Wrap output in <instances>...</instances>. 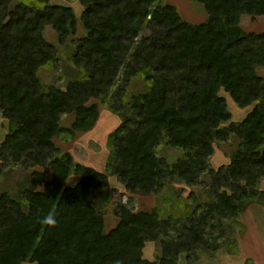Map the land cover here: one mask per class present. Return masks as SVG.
Instances as JSON below:
<instances>
[{"label": "trees", "instance_id": "16d2710c", "mask_svg": "<svg viewBox=\"0 0 264 264\" xmlns=\"http://www.w3.org/2000/svg\"><path fill=\"white\" fill-rule=\"evenodd\" d=\"M195 1L209 14L201 23L164 0H81L85 33L71 57L81 76L45 90L40 69L58 55L46 27L64 43L77 32V15L48 0H0V111L15 126L0 144V170L13 162L42 168L17 194H0V264H178L182 253L195 261L201 249L218 251L226 223L241 225L264 177V31L239 25L243 15L263 16L264 0ZM136 80L145 84L140 91L131 89ZM222 90L252 107L242 121L231 120ZM92 99L121 120L104 171L56 142L94 126ZM68 114L74 121L64 126ZM233 134L241 142L231 162L210 167L216 142ZM163 143L182 155L169 163L158 154ZM205 173L211 200L185 217L135 211L121 198L113 209L119 222L106 231L105 211L91 201L111 177L129 195L147 196L168 183L201 185ZM73 174L79 180L67 184ZM155 240L161 255L151 260L144 248Z\"/></svg>", "mask_w": 264, "mask_h": 264}, {"label": "rangeland", "instance_id": "374dc122", "mask_svg": "<svg viewBox=\"0 0 264 264\" xmlns=\"http://www.w3.org/2000/svg\"><path fill=\"white\" fill-rule=\"evenodd\" d=\"M29 3L38 2V0H24ZM53 4H62L71 6L78 18L77 32L71 35L64 43L59 42V37L55 30L48 25L45 30L46 38L53 42L58 48L56 61L46 67H42L39 76L43 82V88L47 90L51 86L66 89L68 83L81 76L82 71L78 69L72 62V55L76 44L80 37L85 33V27L82 22V12L84 6L81 0H48ZM165 3L177 6L182 18L192 23H201L208 18V12L205 5L195 0H164ZM17 3L14 2L13 6ZM239 27L243 32H263L264 31V15L252 16L243 15ZM258 72L264 77V67H259ZM145 84L142 80H136L131 89L140 91ZM227 99L229 110L232 113V121L239 122L244 119L252 107L241 108L231 98L229 93L221 91ZM97 103L99 116L94 127L85 132H78L77 136L71 141H64L62 138H56L66 151H71L76 160L84 164L89 162L97 164L99 168L104 169L111 150L108 146V137L111 131L116 129L120 124V118L111 112L108 107L98 99H92L89 104ZM115 120V121H113ZM74 121L71 114L63 117V125L70 126ZM107 122H109L107 124ZM14 124L5 118L0 111V144L6 134L14 129ZM240 138L236 134L224 142H216L215 152L209 159L210 167L218 169L222 165L231 162L232 156L240 145ZM88 147V148H87ZM84 148V149H83ZM158 154L167 159L169 163L175 162L181 155L182 151L168 146L163 143L158 147ZM94 151L96 153H94ZM99 152V153H98ZM92 153H94L92 155ZM42 170L41 167L26 169L21 163H8L0 170V194L10 192L17 194L19 190L25 188L29 184L31 173L33 170ZM75 174L71 175L67 184H75ZM77 177V176H76ZM203 184L188 186L184 183H168L164 190L147 196L129 195L124 186L120 185L116 177H113V186H109L103 190L95 192L91 196V201L97 208L105 211L106 231L115 226V218H117L113 209L119 199H132L131 206L135 211H151L155 207L160 209L162 217L174 215L176 217L188 216L195 208L202 211L203 206L210 202V176L205 173L202 176ZM119 183V184H118ZM41 189V187H39ZM122 189V193L118 190ZM257 189L260 192V198H256L248 204L247 209L240 217L241 225H233L227 222L228 231L225 236L218 241L221 247L218 251L199 250L198 258L195 261L189 259L186 253H182L179 257L178 264H245L249 261V224L251 225V236L253 251L260 253L264 259V177L259 180ZM131 196V197H130ZM252 205L251 207H249ZM250 208V211H249ZM254 208V209H252ZM252 209V211H251ZM257 209V210H256ZM257 211V212H256ZM229 228V226H231ZM220 233L217 231L215 236ZM234 240L237 245L233 247L230 243ZM161 255L160 240L148 241L144 248V256L148 259L155 260ZM22 264H37L35 262H24Z\"/></svg>", "mask_w": 264, "mask_h": 264}, {"label": "crops", "instance_id": "0c3cea01", "mask_svg": "<svg viewBox=\"0 0 264 264\" xmlns=\"http://www.w3.org/2000/svg\"><path fill=\"white\" fill-rule=\"evenodd\" d=\"M99 119V118H98ZM113 121H115V120H113ZM109 122H107V124H108ZM119 126V125H118ZM94 127V126H93ZM91 130V129H90ZM115 130V129H114ZM85 131H88V130H85ZM85 131H79V132H85ZM112 132V131H111ZM77 134H78V132H77ZM77 134H76V136H77ZM75 136V137H76ZM74 139V138H73ZM72 139V140H73ZM71 141V140H70ZM57 144L58 145H60L58 142H57ZM61 146V145H60ZM62 147V146H61ZM63 148V147H62ZM88 148V147H87ZM64 149V148H63ZM84 149V148H83ZM65 150V149H64ZM66 151V150H65ZM68 152H70L73 156H74V154L71 152V151H68ZM94 153H96L95 151H94ZM94 153H92V155L94 154ZM99 153V152H98ZM74 158H75V156H74ZM75 160H76V158H75ZM76 161H78V160H76ZM79 162V161H78ZM80 163H82V162H80ZM106 163H107V161H106ZM106 163H105V166H104V169H101V168H99V166L97 165V164H93L92 162L90 163H88V164H86V165H89V166H92V167H94V168H96L97 170H100V171H104L105 170V167H106ZM84 164V163H83ZM77 176V175H76ZM75 176V183L79 180V176H77L76 177ZM113 184V177H111L110 178V184H109V186H113L112 185ZM119 184V183H118ZM121 186H122V184H120ZM120 193H122V189H119L118 190ZM252 205H250L249 207H251ZM252 209H254V208H252ZM252 209H251V211H252ZM263 211H264V206H263ZM257 210V209H256ZM249 211H250V208H249ZM257 212V211H256ZM115 220V226L118 224V222H119V219L118 218H115L114 219ZM114 226V227H115ZM113 227V228H114ZM112 229V228H111ZM111 229H109V230H111ZM250 236H251V225L249 224V259L250 260H252L255 264H264V259L262 258V256H261V254L260 253H256V251H253L252 249H251V245H252V238H250Z\"/></svg>", "mask_w": 264, "mask_h": 264}]
</instances>
